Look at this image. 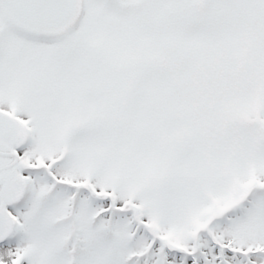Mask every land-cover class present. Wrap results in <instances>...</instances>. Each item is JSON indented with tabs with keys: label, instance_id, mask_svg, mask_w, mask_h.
<instances>
[{
	"label": "snow or ice",
	"instance_id": "6c2138e0",
	"mask_svg": "<svg viewBox=\"0 0 264 264\" xmlns=\"http://www.w3.org/2000/svg\"><path fill=\"white\" fill-rule=\"evenodd\" d=\"M0 264H264V0H0Z\"/></svg>",
	"mask_w": 264,
	"mask_h": 264
}]
</instances>
